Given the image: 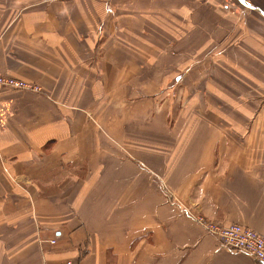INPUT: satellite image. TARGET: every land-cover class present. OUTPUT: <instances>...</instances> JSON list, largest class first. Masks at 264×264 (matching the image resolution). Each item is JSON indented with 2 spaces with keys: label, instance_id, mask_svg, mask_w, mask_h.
I'll return each mask as SVG.
<instances>
[{
  "label": "crops",
  "instance_id": "1",
  "mask_svg": "<svg viewBox=\"0 0 264 264\" xmlns=\"http://www.w3.org/2000/svg\"><path fill=\"white\" fill-rule=\"evenodd\" d=\"M105 1L0 0V264H258L264 0Z\"/></svg>",
  "mask_w": 264,
  "mask_h": 264
},
{
  "label": "built area",
  "instance_id": "2",
  "mask_svg": "<svg viewBox=\"0 0 264 264\" xmlns=\"http://www.w3.org/2000/svg\"><path fill=\"white\" fill-rule=\"evenodd\" d=\"M242 4H247L248 0H238ZM0 89H9L22 92L39 93L41 89L26 81L9 77L0 73ZM194 220L207 233L215 236L220 245L235 253H243L250 256L258 264H264V235L243 225L220 226L209 222L201 215H195ZM53 243V241L51 242ZM63 264H75L72 261H66Z\"/></svg>",
  "mask_w": 264,
  "mask_h": 264
},
{
  "label": "rangeland",
  "instance_id": "3",
  "mask_svg": "<svg viewBox=\"0 0 264 264\" xmlns=\"http://www.w3.org/2000/svg\"><path fill=\"white\" fill-rule=\"evenodd\" d=\"M109 1V0H108ZM108 1L106 0L105 3L108 4ZM111 1H119L121 2L122 0H110ZM234 96H228L227 98V110L225 112H216V111H211L209 114L210 116H218L220 118H226V119H231V118H241L243 120L247 119V118H250L251 115L252 117H255V118H263L264 117V111L262 112H259V111H251L250 109H246L245 106H248V104H250V101L249 99L248 100H245L247 97H244V100H243V109L241 111H237V110H233V107L234 105L233 102H231L230 98H232Z\"/></svg>",
  "mask_w": 264,
  "mask_h": 264
}]
</instances>
